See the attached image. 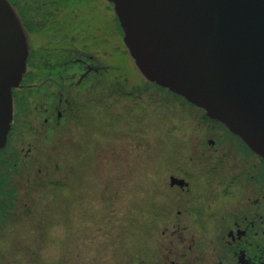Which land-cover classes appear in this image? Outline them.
Masks as SVG:
<instances>
[{
	"label": "flooded vegetation",
	"instance_id": "1",
	"mask_svg": "<svg viewBox=\"0 0 264 264\" xmlns=\"http://www.w3.org/2000/svg\"><path fill=\"white\" fill-rule=\"evenodd\" d=\"M8 1L30 41L27 72L13 91L12 127L0 151V195L11 202L5 209L15 210L25 191L9 187L13 172L21 170L28 182L53 179V148L68 132L71 95L113 94L132 85L111 61L117 63L116 36L125 43L112 2ZM102 51L110 60L101 58ZM184 101L200 111L193 119L199 121L195 131L201 130H192L191 154L175 160L169 187L161 190L160 264H264V158L224 123ZM66 230L71 232L69 225Z\"/></svg>",
	"mask_w": 264,
	"mask_h": 264
},
{
	"label": "rangeland",
	"instance_id": "2",
	"mask_svg": "<svg viewBox=\"0 0 264 264\" xmlns=\"http://www.w3.org/2000/svg\"><path fill=\"white\" fill-rule=\"evenodd\" d=\"M116 41L112 64L132 86L71 95L51 182L11 174L9 187L25 196L9 210L0 195V264L161 263V190L175 160L191 154L188 136L201 130L193 119L200 111L147 82L122 37ZM142 82L149 85L137 90Z\"/></svg>",
	"mask_w": 264,
	"mask_h": 264
},
{
	"label": "water",
	"instance_id": "3",
	"mask_svg": "<svg viewBox=\"0 0 264 264\" xmlns=\"http://www.w3.org/2000/svg\"><path fill=\"white\" fill-rule=\"evenodd\" d=\"M143 78L224 123L264 158V0H109ZM30 41L0 0V151Z\"/></svg>",
	"mask_w": 264,
	"mask_h": 264
},
{
	"label": "trees",
	"instance_id": "4",
	"mask_svg": "<svg viewBox=\"0 0 264 264\" xmlns=\"http://www.w3.org/2000/svg\"><path fill=\"white\" fill-rule=\"evenodd\" d=\"M159 87V86H158ZM159 88H161V87H159ZM162 89V88H161ZM165 90V89H164ZM175 95V94H174ZM177 96V95H176Z\"/></svg>",
	"mask_w": 264,
	"mask_h": 264
}]
</instances>
